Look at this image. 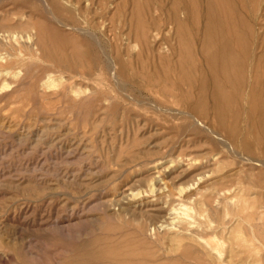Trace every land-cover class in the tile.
I'll return each instance as SVG.
<instances>
[{"label":"bare ground","instance_id":"bare-ground-1","mask_svg":"<svg viewBox=\"0 0 264 264\" xmlns=\"http://www.w3.org/2000/svg\"><path fill=\"white\" fill-rule=\"evenodd\" d=\"M158 1L161 2V0H122L123 4L126 7L130 5V8L126 12L127 15L125 11L120 10L124 15L118 25L119 30L114 36L115 39L111 40L118 42L122 39L125 45L121 46V50L115 46L112 50L115 53L114 58L108 57V54L103 57L106 58L105 62L107 61L108 66L106 75L110 71L115 86L123 81L122 84L125 83L127 87L130 86L137 92L138 99L127 96L131 101L142 105L137 102L142 100L145 105L143 108L150 109L151 113L161 117L160 119L175 120L176 131L181 129L184 133L190 132L195 137L202 136L204 144H211L216 149L205 147V150L196 153V148V152H192L188 149L198 145L194 138L187 140L188 145L182 144L183 149H181L182 145H179V151L178 148L175 150L176 153L178 151L177 154L175 153V162L178 168L185 167L181 169V174L197 171L193 176L195 181L188 182L190 184L185 185L184 188L180 185L183 188L181 189L173 186L174 181L170 180L169 183L166 179L159 178L160 176H154L146 191L144 190L143 194L141 192L143 199L136 197L135 194L138 193L130 188H128L130 191L124 188L116 198L108 202L106 209L108 216L120 220L118 225L110 226L106 235L78 249L79 257L77 254L74 258L68 259L66 264H264V0H167L164 5L163 1L161 3ZM104 3L103 0L99 2L103 5ZM119 6H115L114 11L110 13L113 21L115 17L118 19L116 15ZM155 7L157 8L153 11L158 10L160 13L153 16L151 10ZM57 8L62 15L69 16L70 10ZM164 11L167 13L166 18L163 16ZM1 16L2 14L0 15V53L3 55L0 56L4 65H0V70L7 67L24 69L37 64L36 60L42 58L41 53L44 55L41 42L38 40L39 36L37 38L33 32L27 31V35L24 34L25 36L22 37L15 31L20 28L18 27L20 23L6 22L5 17ZM78 20L80 21L81 18ZM73 22L77 23L75 19ZM60 23L58 22L62 26ZM102 27L99 29L102 30ZM76 29L83 32L80 27ZM159 37L161 42L158 41ZM172 38L174 44L172 50L171 46L169 48L173 53H163L168 51L165 44ZM62 41L69 46V53L80 54L78 52L80 49H77V52L75 49L76 41L73 39ZM80 45L89 48L86 43ZM129 45H138L139 52L132 53ZM95 47L92 44L94 53L99 54L100 50H97V47L95 50ZM104 48H101V51L105 50ZM70 59L76 61L78 58L72 55ZM53 69L50 68V71L52 72ZM46 77L48 78V75ZM3 87H5L4 83ZM82 91H79L80 94ZM161 96L165 99H161ZM222 155L233 157L238 169L236 168L232 173L222 170L221 165L220 172L217 165L219 166ZM173 160L171 159L172 162ZM154 174L156 175V172ZM209 175H215L212 184L200 186L199 183ZM250 185L256 188L253 187L255 189L253 199L256 204L254 203L252 211L248 212L247 199L251 195L248 188ZM175 189L176 193L173 192ZM235 189L239 190L240 203L237 201V204H234V198L231 200L228 197V194ZM133 196L138 200H134ZM144 196L148 198L145 199ZM190 202L202 205L204 214L200 209L198 214L202 216L193 215V209L187 207ZM192 205L190 204L191 207ZM242 222H246L248 228V231H245V238H235L234 227ZM218 234H225L227 247L223 248L224 250L220 247L224 239H220ZM241 234L238 237H241Z\"/></svg>","mask_w":264,"mask_h":264},{"label":"rangeland","instance_id":"rangeland-1","mask_svg":"<svg viewBox=\"0 0 264 264\" xmlns=\"http://www.w3.org/2000/svg\"><path fill=\"white\" fill-rule=\"evenodd\" d=\"M31 1L0 0L1 17L4 16L6 22L20 23L22 27L18 25L20 28L15 31L22 37L27 31L28 33L33 32L37 38L39 36L38 40L44 50V55L41 53L42 58L36 60L37 64L24 69L14 68L21 75H18L11 67L0 70V89L2 88L0 90V264H66L68 259L78 254V249L106 235L110 226L118 225L120 220L108 216L106 209L108 202L116 198L121 190L125 188L130 191L128 189L130 188L138 193L135 195L141 199L144 190L146 191L148 185L152 183L154 176H160L159 178L166 179L169 183L174 181L173 186L184 188L185 185L195 181L193 176L197 171L191 174L190 172L181 174V169L185 167L178 168L175 162V150L178 148L179 151V145H188L189 138H194L196 144L198 142L197 147L188 149L192 152H196V148V153H200L205 150V147L206 149L207 147L216 149V147L204 144L202 136L195 137L190 132L184 133L181 129L176 131L175 120L160 119L161 117L152 114L150 109L143 108L145 105L142 100L137 101L142 105H137L135 101L127 97L138 99L134 89L127 87L125 83V85L122 84L123 81L115 86L110 71L106 75L108 66L107 61L105 62L106 58L103 57L109 55L108 57L114 58L115 53L112 50L115 46L121 50V46L125 45L122 39L118 41L119 43L111 39L118 33V25L124 15L123 11L127 15L126 12L130 5L126 7L122 0H103L104 5L99 4L101 0H94L95 2L93 0H87L88 2L86 0ZM161 2L164 5L167 0H161ZM117 5H120L116 15L118 19L115 17L113 21L110 13ZM57 7L70 10L69 16L62 15V12L57 11ZM79 7L82 8L79 9ZM156 8L151 10L153 16L160 13L158 10L153 11ZM121 9L123 11H120ZM163 16L165 18L167 16L165 11ZM74 19L77 23H72ZM58 22H61L62 26ZM109 22L110 24H107ZM116 22L117 25H115ZM99 25L105 28L102 27L100 30ZM76 27L83 29V34ZM109 34L110 36H107ZM98 36H102L103 39ZM43 38H46L48 43L42 40ZM62 38L76 41L75 49L76 52L80 49L78 51L80 54L69 53L70 48L64 44ZM100 39H102L101 42ZM171 40L166 42L168 51L163 53H173L171 50L174 39ZM158 41H162L161 37ZM83 43L88 44L89 48L79 46ZM92 44L100 50L99 54L94 53ZM131 47L132 53H138L140 50L138 45ZM101 48L105 49L104 53ZM0 54L3 55V53ZM57 54L59 56H56ZM72 55L80 60L73 61L70 59ZM98 60L100 65L97 64ZM0 65H4L2 56H0ZM49 67L55 69L51 72ZM87 73L91 74V77ZM67 86L71 88L70 91ZM79 91H82L81 94ZM84 95L88 96L87 99ZM160 98L165 99L162 96ZM182 135H184L182 138H178ZM184 146L182 145L181 149ZM171 159H174L173 162ZM220 159L222 164L220 162L219 166L217 165L219 170L223 168L222 170L233 173L238 167L233 157L229 155H222ZM171 162L172 164H169ZM221 165L222 168H220ZM209 176L199 185L212 184L215 175ZM237 184L240 186L239 183ZM253 187L251 185L248 187L251 191L247 199L248 212H251L252 205L256 204L253 199L256 188ZM235 190H232L228 197L231 200L234 198V204H237L240 203L239 190ZM173 192L176 193L177 190ZM133 197L134 200H138L135 196ZM144 198L148 197L144 196ZM190 204H193L192 207ZM188 205V208L193 209V215L202 216L198 214L200 211L204 214L202 205L196 202H190ZM235 226L237 227H234L233 236L240 239L245 238V231H248L246 222ZM240 234L241 237H238ZM224 235L218 234V237L224 239ZM220 245L222 249L227 247L225 239ZM77 256L79 257V254Z\"/></svg>","mask_w":264,"mask_h":264}]
</instances>
